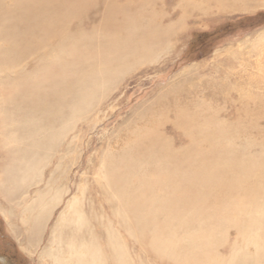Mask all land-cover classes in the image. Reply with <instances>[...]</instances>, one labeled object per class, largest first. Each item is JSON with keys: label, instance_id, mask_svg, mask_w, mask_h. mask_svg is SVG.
I'll use <instances>...</instances> for the list:
<instances>
[{"label": "bare ground", "instance_id": "1", "mask_svg": "<svg viewBox=\"0 0 264 264\" xmlns=\"http://www.w3.org/2000/svg\"><path fill=\"white\" fill-rule=\"evenodd\" d=\"M155 1L142 0L140 14L132 9L140 0H15L0 13V143L8 145L0 160V196L10 220L12 205L39 182L53 148L128 66L155 53L160 34L135 31L143 23L146 30L156 26L147 12ZM173 128L186 137L185 147L174 148L151 121L117 154L105 155L97 170L102 182L94 185L102 201L87 205L79 187L41 260L264 264V146L245 156V145L234 148L232 131L183 111ZM66 190L52 185L30 204L24 201L26 249L36 245ZM228 230L243 247L224 259L216 248Z\"/></svg>", "mask_w": 264, "mask_h": 264}, {"label": "rangeland", "instance_id": "2", "mask_svg": "<svg viewBox=\"0 0 264 264\" xmlns=\"http://www.w3.org/2000/svg\"><path fill=\"white\" fill-rule=\"evenodd\" d=\"M12 2L15 0H0V13L13 6ZM140 3L132 7L133 14H140L144 6L142 0ZM147 12L154 16L155 28L146 30L147 24L143 23L135 31L142 36L148 31L160 34L155 53L146 61L128 66L100 94L85 118L73 125L60 147L53 148L40 170L39 182L23 193L18 206L12 205V220L6 213L8 202L0 198L6 206L0 209V264H48L40 254L67 202L79 187H85L87 205L99 203L100 193L94 185L97 180L102 182L97 171L102 158L111 152L117 154L130 135L151 121L159 123L160 131L174 148L187 145L186 137L173 128L177 113L183 111L197 114L199 119L211 118L232 131L234 148L245 145V156L261 152L264 0H156ZM67 147L70 150L66 151ZM7 148L0 143V160ZM58 184L68 193L51 211L36 237V245L26 249L23 234L30 221L22 224L21 210L25 202L26 206L35 199V193L49 191ZM235 235L233 230L226 232L216 248L219 256L229 259L242 249ZM248 249L252 251V247Z\"/></svg>", "mask_w": 264, "mask_h": 264}, {"label": "crops", "instance_id": "3", "mask_svg": "<svg viewBox=\"0 0 264 264\" xmlns=\"http://www.w3.org/2000/svg\"><path fill=\"white\" fill-rule=\"evenodd\" d=\"M0 198H2V197H0ZM3 199V198H2ZM4 200V199H3ZM1 203V205H0V209H1V211H2V209L4 210V208L3 207H5V201H4V203L3 202H0Z\"/></svg>", "mask_w": 264, "mask_h": 264}]
</instances>
